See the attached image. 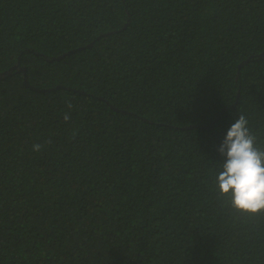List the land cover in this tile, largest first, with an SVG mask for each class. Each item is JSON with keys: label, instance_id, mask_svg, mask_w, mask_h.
Returning a JSON list of instances; mask_svg holds the SVG:
<instances>
[{"label": "trees", "instance_id": "16d2710c", "mask_svg": "<svg viewBox=\"0 0 264 264\" xmlns=\"http://www.w3.org/2000/svg\"><path fill=\"white\" fill-rule=\"evenodd\" d=\"M261 54L264 0H0V264H264L214 184Z\"/></svg>", "mask_w": 264, "mask_h": 264}, {"label": "clouds", "instance_id": "9594fccd", "mask_svg": "<svg viewBox=\"0 0 264 264\" xmlns=\"http://www.w3.org/2000/svg\"><path fill=\"white\" fill-rule=\"evenodd\" d=\"M66 107L72 109L73 105L69 101ZM70 118L65 112L64 121ZM248 125L249 121L241 114L228 129L218 149L226 159L214 184L217 199L223 201L222 206L252 217L264 214V147L260 146L258 137ZM42 148V144L33 145V151L39 152Z\"/></svg>", "mask_w": 264, "mask_h": 264}, {"label": "water", "instance_id": "95a60500", "mask_svg": "<svg viewBox=\"0 0 264 264\" xmlns=\"http://www.w3.org/2000/svg\"><path fill=\"white\" fill-rule=\"evenodd\" d=\"M70 53V52H69ZM68 53V54H69ZM258 57L259 58H264V54H261V55H258ZM248 61L249 60H244L243 62H241L240 64H239V66H238V75H239V71H240V68L241 67H243L245 64H247L248 63ZM11 74V72H5V73H2V74H0V80H4L7 76H9ZM58 88H60V87H58ZM43 91H45V90H43ZM46 91H48V90H46Z\"/></svg>", "mask_w": 264, "mask_h": 264}]
</instances>
